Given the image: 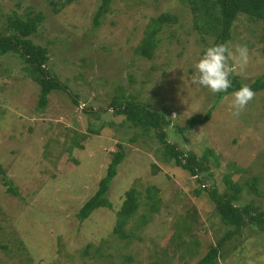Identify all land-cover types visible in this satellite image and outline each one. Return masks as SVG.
I'll list each match as a JSON object with an SVG mask.
<instances>
[{"label":"rangeland","instance_id":"1","mask_svg":"<svg viewBox=\"0 0 264 264\" xmlns=\"http://www.w3.org/2000/svg\"><path fill=\"white\" fill-rule=\"evenodd\" d=\"M63 1L0 0L2 32H8L13 11L43 13L31 39L47 48L50 75L78 100L53 89L41 109L39 85L26 64L16 53L0 55V264H195L234 229L220 220L206 191L194 195L195 187L206 183L223 193L225 174L240 184L255 176L263 196L245 187L235 204L253 203L264 213V89L235 116L230 108L235 91L218 97L192 83L195 64L218 38L194 29L190 6L182 0H112L95 28L101 0ZM165 11L178 22L162 25L151 58L136 55L148 23ZM230 30L224 42L234 54L229 64L250 83L264 71V21L241 13ZM239 45L249 50L243 69L235 53ZM120 88L166 114V137L179 150L199 159L211 149L207 169L193 176L171 160L160 161L155 133L141 134L108 108ZM208 109L207 121L186 126ZM117 143L125 156L106 193L111 207L80 220L76 213L98 189ZM3 176L18 195L6 190ZM150 186L160 199L154 212L146 197ZM131 187L139 206L126 225L130 237L121 240L111 231ZM85 248L89 253L82 254ZM222 251L218 264H264V233L256 222H245Z\"/></svg>","mask_w":264,"mask_h":264},{"label":"trees","instance_id":"2","mask_svg":"<svg viewBox=\"0 0 264 264\" xmlns=\"http://www.w3.org/2000/svg\"><path fill=\"white\" fill-rule=\"evenodd\" d=\"M74 0H64L63 3L68 4ZM112 0H101L97 12L92 19L93 27L99 24L100 17L108 11ZM188 3L193 14L194 29L200 34L213 33L218 38L214 44L224 43L231 35V26L235 18L243 13L248 17L264 21V0H182ZM44 15L41 11L34 12L28 10L24 16L13 11L7 16V31H0V55L8 52L16 53L26 64L30 72V77L39 85L38 106L43 109L48 101V94L53 89H61L72 97L73 102L78 104L77 95H73L69 87L62 83L58 78L50 75L47 62L49 59L47 48L35 44L31 36L37 31L43 21ZM178 22V17L169 11L162 12L154 17L148 23L144 35L140 43L135 47L134 51L138 56L151 58L157 46V33L161 30L162 25H173ZM212 44V45H214ZM210 45V46H212ZM232 87L226 93H217V96L231 93L238 90L243 85H248L254 92L264 89V71L250 83L241 81L236 73L230 76ZM120 88V92L114 94L108 104V108H112L116 114H123L125 120L130 125L140 128L142 133L150 135L154 132L161 147V156L159 160L169 162L170 160L176 166L187 170L191 175L197 176L199 172L206 170L208 155H213L211 149H206L201 158H197L193 153H186L179 150L177 145L170 142L166 137V126L170 120L166 114L161 111L149 109L146 105L136 101L131 95H126ZM86 110V109H84ZM92 111V108L88 109ZM211 116L208 109L203 114L191 116L186 121V126H195L204 123ZM99 128H89L92 134L98 133ZM137 137L135 134L130 140L134 141ZM118 149L113 153L110 162L106 168V174L99 181L98 189L90 196L79 208L77 217L82 220L87 218L96 208L111 207L106 193L109 189L112 178L117 174L118 165L125 156V150L121 143H117ZM80 146V145H79ZM216 159V156H214ZM236 171H240V167L235 166ZM2 169L0 168V172ZM6 190L13 195H18L17 188L10 179L2 177ZM226 190L220 193L216 188L202 183L193 189L195 196H199L202 191H206L211 201L214 203L220 220L226 225L233 226V230H229L221 237L216 244H210L207 252L200 257L195 264H218V260L223 256L222 247L226 240L233 234L239 232V228L245 222H256L260 230L264 233V213L259 211L258 206L253 203L246 205H237L235 201L239 194L246 187L255 195L263 196L258 188V178L253 176L246 179L242 184L235 182L228 174L224 175ZM138 192L134 188H128L125 191V198L117 211L115 224L112 227L111 235L117 239L127 240L130 237L129 231L126 229L129 218L136 212L139 202ZM146 197L150 201L149 210L154 212L157 210L159 197L152 186L147 188ZM92 245V244H91ZM88 248L83 249L82 254H87ZM89 253V251H88ZM155 264H161L157 262Z\"/></svg>","mask_w":264,"mask_h":264},{"label":"clouds","instance_id":"3","mask_svg":"<svg viewBox=\"0 0 264 264\" xmlns=\"http://www.w3.org/2000/svg\"><path fill=\"white\" fill-rule=\"evenodd\" d=\"M239 56L240 67L243 69L249 62V50L246 45H239L235 49ZM233 52L227 44H214L205 49L203 56L195 64L192 83L207 88L213 94L226 93L232 87L230 76L233 69L229 60ZM230 108L232 114L239 116L247 105L254 99L255 92L248 85H243L233 92Z\"/></svg>","mask_w":264,"mask_h":264}]
</instances>
